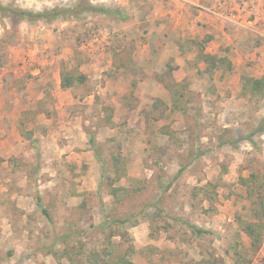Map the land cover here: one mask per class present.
Listing matches in <instances>:
<instances>
[{
	"label": "rangeland",
	"instance_id": "374dc122",
	"mask_svg": "<svg viewBox=\"0 0 264 264\" xmlns=\"http://www.w3.org/2000/svg\"><path fill=\"white\" fill-rule=\"evenodd\" d=\"M122 1L126 10L116 0H0L35 13L83 3L115 12L17 25L0 14V264H199L212 254L264 264V243L252 249L240 226L254 221L246 180L257 172L264 183V134L254 146L220 144L255 130L264 90L245 94L248 72L228 61L209 76L192 63L179 87L158 61L151 79L138 62L123 85L112 52L145 57L165 21H153L156 0ZM201 5L233 14L235 33L264 44V0ZM70 74L86 79L63 89Z\"/></svg>",
	"mask_w": 264,
	"mask_h": 264
},
{
	"label": "crops",
	"instance_id": "0c3cea01",
	"mask_svg": "<svg viewBox=\"0 0 264 264\" xmlns=\"http://www.w3.org/2000/svg\"><path fill=\"white\" fill-rule=\"evenodd\" d=\"M156 2V7L159 9L151 11L153 21H165V27L162 24L161 27L154 25L151 28L153 31L149 32L154 39L158 34L160 41L157 42V46L149 47V50L145 49V57L140 55L141 50L134 51L125 58H122L117 49L112 52L113 55H121V58H119L120 55L113 56V62L111 61L110 64L114 63L115 69L119 68L117 78L122 81L123 85L130 86L135 83V76L131 74V71L138 62H140L138 63L139 67H142L148 73V78L151 79V72L155 71L156 61H158V68L163 71L165 69V81H168L170 86L179 87L187 78L186 72L191 70L192 63V67L196 71H205L204 75L209 76L206 74L209 67L203 56L225 59L231 63L232 70L247 71L250 77L258 79L264 76V44H262L261 35L250 36L246 32L235 33L231 28V22L236 20L233 14L220 16L223 19H220V21L215 17L208 16L204 10L206 8L201 3H207L209 0H156ZM116 4L120 10L121 8L126 10L124 7L127 4L122 0H116ZM193 5L200 6L201 10L197 12ZM162 7H165V9H160ZM249 11L252 12L253 10ZM252 14L254 13H249V16H252ZM146 18L149 20L150 16L148 15ZM119 19L121 20V18ZM242 23L252 26L250 30H256L253 28L254 23L252 21L244 18ZM155 27L156 29H154ZM127 30H129L128 27ZM248 39L249 42H246ZM252 39L253 41H251ZM244 58L248 59V62ZM110 64L107 69L113 67ZM222 67L215 71H220ZM250 69H252V72L249 71ZM36 73L43 75L41 70H37ZM227 73V71L225 73L221 71V74L225 76H227ZM166 82L165 86L169 87ZM166 88L165 96L167 97L169 89ZM170 99L173 100V98ZM243 235L248 238L244 233ZM248 240L251 246V240L249 238Z\"/></svg>",
	"mask_w": 264,
	"mask_h": 264
},
{
	"label": "trees",
	"instance_id": "16d2710c",
	"mask_svg": "<svg viewBox=\"0 0 264 264\" xmlns=\"http://www.w3.org/2000/svg\"><path fill=\"white\" fill-rule=\"evenodd\" d=\"M96 12L100 14L110 15L115 12L110 10L96 9L93 8L86 3L80 5L78 9L65 8V9H53L44 12H31L22 9H13L7 8L0 5V14L5 15L10 18V21L13 25H17L21 22L28 23H36V22H44V23H53L61 18L69 19V18H77L84 12ZM119 18L124 19V16L121 14ZM206 63L208 64L209 70L208 72L212 73L216 69H219L223 64L227 61L225 59H219L213 56H203ZM86 77L81 75L77 79L73 75H63L61 86L63 89H71L75 86L76 81L79 84L84 83ZM245 94L250 97L260 96L263 94L264 90V79H256L252 77H247L244 85ZM264 134V117L261 118L255 128L250 134L239 137L235 141H223L220 143L221 145H231L236 146L238 143L246 141L251 143L254 146V138L259 135ZM183 170L181 169L179 175L182 174ZM257 172L251 173L247 182V196L252 204V217H254L253 222H240L242 232L251 240V247L255 251L261 249L264 243V183L261 184L260 177ZM44 215L50 218L49 212L47 210H43ZM191 228L198 235L207 234L206 231L202 229H198L195 226H191ZM237 256L240 257L241 254L237 253ZM70 257L69 251L65 253V258ZM241 258V257H240ZM119 264H132L127 261L125 257L122 258L121 263ZM199 264H225L222 259L216 257V255L212 254L207 259H204Z\"/></svg>",
	"mask_w": 264,
	"mask_h": 264
},
{
	"label": "built area",
	"instance_id": "2783aa9c",
	"mask_svg": "<svg viewBox=\"0 0 264 264\" xmlns=\"http://www.w3.org/2000/svg\"><path fill=\"white\" fill-rule=\"evenodd\" d=\"M205 11L209 12L210 14H213V15H216V16H224L223 13H220L219 11H215V10H212V9H204Z\"/></svg>",
	"mask_w": 264,
	"mask_h": 264
}]
</instances>
